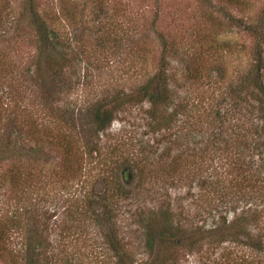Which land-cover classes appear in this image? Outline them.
Masks as SVG:
<instances>
[{"label": "rangeland", "instance_id": "rangeland-1", "mask_svg": "<svg viewBox=\"0 0 264 264\" xmlns=\"http://www.w3.org/2000/svg\"><path fill=\"white\" fill-rule=\"evenodd\" d=\"M60 1L0 0V9L3 7L8 9L7 14L5 13L2 17L7 23H0V30L6 29L7 31H0L2 33L0 37L6 41V45L3 44L6 49L2 48L3 52L7 54L8 62L7 60L4 62L9 63V66L2 65L0 67L2 72H7V74L0 73V78L4 77L0 79V97L6 96L7 93L15 103V106L12 105V101L5 103V105L2 104L1 115L3 118H12L19 111L16 110L18 106V108L32 109L34 111L32 117L38 122L40 119L43 121V125H38L40 128L38 135H44L42 138L45 137V140L39 143V150L30 154L24 161L25 166L19 169L21 173L16 181L10 180L4 169L8 163H11V160H17V158L12 157L11 160H4L0 163V222H6L5 225L11 228L7 242L8 247L6 248L9 252L6 253L5 251L4 254L6 257H12L13 254L17 257L20 256L21 253L18 250L23 247V242L30 236L28 233L32 231L28 226V219L31 214H28L27 211L22 213L21 203L17 200L19 197H16V195H23L35 207L49 206L46 209L47 217L43 219L45 228H40L37 225L39 228L36 230L41 234V237L43 236V244L50 245L53 252H58L59 255L75 253L76 256L74 257L80 264H118L112 250L103 240V231L99 225L94 224V216L90 213L89 217L92 220L88 218V214L84 216L74 214L80 216L75 217L73 214H68L62 206L61 201L69 198V196V202L75 197L80 205L81 201L85 200L86 193H90V188H93V192L100 193L104 189V184L97 183V181H86L88 177L85 172L90 171L92 174L98 172V167L92 163L89 168L84 167L83 171L81 167L80 170L78 169V165L84 157L82 146L86 143H75L77 144L75 147L68 145L70 147L67 149L62 147L65 140L73 144L76 137L71 134V137L67 138L66 134L70 128L64 127L63 120L55 114L57 111L55 107L64 102H74L86 109L95 105L98 98H104L101 101L105 102L107 107H111L109 100L115 98L117 91L120 92L119 94L122 91L127 95H133L139 90L145 76L153 74L156 69L155 65L161 64L158 55L160 40L157 34L165 40L173 38L176 42L178 41L175 48L181 50L180 45L185 46L183 45L185 43L187 46L192 40L196 29L195 24L202 26L204 17L209 16V14L220 16L216 8L223 10L225 15H221L219 18L225 21L226 15L244 17L246 14H258L261 4L257 0L254 8L247 12L238 11L235 7H230L227 2L219 0H74L77 4L75 11L77 15L70 21H65L63 17H59L57 23L54 24L57 27L58 36L62 40L60 50L67 59L57 58L56 60V63H62L57 78L55 77L56 73L52 76L59 93H55L56 100L51 103L45 102L43 99L48 96L46 93L48 88L53 89V86L49 84L51 74H48L46 79H41L42 75L37 70L39 64L38 44L41 34H36L34 28L25 27L16 32L14 30L16 23L14 22L16 19L20 23L22 22V14L19 13L21 5L36 7L39 14L45 12L56 16L60 14ZM107 26H112L114 32L115 29L119 33L123 32V39H120L119 42L118 39H116L117 42L104 40L103 31ZM231 31L224 35L231 41H235L238 46L231 55L223 54V61L230 66L237 65L239 62L246 70L254 50L252 38L236 27H232ZM146 32L150 33L146 34L142 41L137 40ZM139 45L146 48L144 50L146 55L140 59H135L133 54ZM133 48L136 49L133 50ZM147 48H151L152 51ZM40 63L44 64L43 61ZM176 64L177 62L174 61L173 65H166L168 75L170 74L169 84L173 87H176L175 84L183 83L181 72L174 70L175 67H178L175 66ZM213 80L212 78L211 81ZM44 81L45 85H43ZM13 84H16V92H11ZM177 92H183V88H175V91L172 92L173 101L180 97ZM170 105L163 115L166 117L168 112L169 115L174 114L170 116L172 121L169 120L167 126L160 128L154 118L150 116L154 113L151 112V104L145 96L140 97L139 93V96L125 97L119 108L113 110V120L109 127L99 131L95 137H91L92 125H88L87 132L82 131L80 127L77 128L78 133L75 134H78L77 138L79 137L80 140L85 133V138H89L87 148L91 146L89 142L92 138L93 144L99 146L100 150L103 149V151L107 147L109 149V146L116 145L117 141L121 145L124 143L129 147H122L120 153L121 156L127 154L129 161L133 160L134 157L141 156L145 149V152L147 149L154 152L153 158H157L162 149L169 147L175 152L182 150V148L186 149L188 154H185L184 157L186 165L193 166L196 163L202 165L200 173H198L199 169L195 170V173H191L192 178L189 174L191 171L186 170V173L189 174L188 177H183L180 173L178 175L181 177L173 175V178L176 177V179L172 183L170 179H157L147 189L152 196V192H156L152 198L140 197L139 193L146 187L147 183L143 185L142 189L138 188L140 191L133 185H129L128 197L125 200H120L114 206L110 214V226L114 229L121 244L125 242L122 249L127 255L131 254L133 262H137L141 258L142 260L147 259L141 228L144 227L143 223L147 218L148 211L159 206L158 204L165 207L171 201V207L181 211L182 217H180L181 219L178 218V222L183 227L190 217L198 220L199 224L208 225L211 222V211L214 212L215 209L224 207L231 209L235 206L234 213L237 214L243 208L241 201L238 204L235 201L222 202L221 205V199L218 198L220 197L219 192L212 196L211 189L205 183L202 185L198 183L209 172L205 167L211 158L214 161L217 159L223 161V154L218 150L223 149L225 144L217 141V144H221L217 150L218 145L215 144L214 147V145H208L206 142L207 135L205 133L209 130L208 122H211L210 116L214 111L210 112V104L204 101L201 106L196 108L197 110L187 113L190 114L187 117L180 112L173 113L174 103ZM230 105L228 98L223 99L219 105L220 114L222 115L225 108L229 112L231 110ZM202 114H207V117ZM197 115L202 116V119H197ZM246 115L245 111L242 110L229 117L222 116L219 118L222 127L220 136L223 138L227 131L239 124L247 128L248 122L244 119ZM206 120L207 123L204 122ZM197 121L201 122L197 123ZM154 124L157 126L153 129ZM210 124L213 126V123ZM200 129L201 131H199ZM79 130L81 131L80 134ZM215 131L217 134L219 133L218 130ZM63 135L65 139H63ZM17 141L22 147L28 145L27 142L22 143L21 139ZM204 146L207 147V150L202 148ZM198 147L206 150L203 151L201 157L194 154ZM34 158H37L36 162H34ZM122 160L121 158L117 159L108 166L112 167L111 170L114 172L121 170L123 173L127 170L124 163L127 161L122 162ZM181 163L183 164V160ZM244 190L242 189L241 192L244 195L243 200L249 201ZM58 195L61 198L57 201ZM208 210H210V214ZM227 213L228 218H231L232 211ZM80 218L82 222L76 223ZM80 223L83 225L82 228H77L76 225ZM249 251L254 253L252 248ZM180 260L184 264L187 262L189 264L203 263V260L196 258L195 254H189L188 257L185 256L184 260L183 258ZM0 264H6V262L0 260Z\"/></svg>", "mask_w": 264, "mask_h": 264}, {"label": "trees", "instance_id": "trees-1", "mask_svg": "<svg viewBox=\"0 0 264 264\" xmlns=\"http://www.w3.org/2000/svg\"><path fill=\"white\" fill-rule=\"evenodd\" d=\"M24 1L26 2V0ZM219 1L227 2L230 7L233 6L238 11L248 12L254 8L257 0ZM259 1L261 8L258 14H246L244 17L226 15L224 17L225 21L219 18L221 15H225L223 10L216 8L220 16L209 14V16L204 17L202 26L195 24L196 29L192 40L187 46L185 43H183L185 46L180 45L181 50L175 48L178 41L176 42L173 38L165 40L157 34L160 40L158 55L161 64L155 65L156 69L153 74L145 76L139 90L133 95H127L122 91L119 94L120 92L117 91L115 98L109 100L111 107H107L105 102L101 101L104 98H98L95 105H91L86 109L74 102H64L62 105L55 107L57 110L55 114L63 120L64 127L70 128V131L66 134L67 138L71 137V134L76 137L73 144L65 140L62 147L67 149L70 147L68 145L75 147L77 145L75 143H86L82 146L84 157L78 165V169L80 170L81 167L83 171L84 167L89 168L92 163L98 167V172L93 174L90 171L85 172L88 177L86 181H97V183L104 184V189L100 193H95L93 188H90V193H86L84 201L80 200V205L75 197L69 202V196V198L61 201L62 206L70 215L82 214L84 216L88 214L90 220H92L89 217L90 213L94 216L93 222L99 225L103 231V240L112 250L118 264H184L180 258L184 260L185 256L188 257L189 254H195L196 258L202 259V264H264V0ZM76 8L77 4L74 0H67L66 2L61 0L60 14L53 16L45 12L39 14L36 7L26 6L25 4L21 5L19 11L22 14V22L20 23L17 19L14 22L16 23L14 25L16 32L25 27L28 29L34 28L36 34H41L38 44L39 64L37 70L42 75L41 79H46L48 74H51L49 84L53 86L52 90L47 87L46 93L48 96L43 98L45 102H54L56 100L55 95L59 93L52 77L56 73L55 77L57 78L60 73L58 70L62 63H56L57 58L67 59L60 50L62 40H60L56 31L57 27L54 24L57 23L59 17H63L65 21L73 19L77 15L75 13ZM7 10L4 7L0 9V23H7L2 18ZM111 27H105L103 39L112 42H117L116 39H118L119 42L120 39H123L124 33H119L117 29L114 32ZM232 27L247 33L252 38L254 50L251 60L249 59L251 62L246 70L239 62L237 65L230 66L223 61V54L226 56L231 55L232 51L238 46L235 41H231L224 35L226 32H232ZM5 30L0 31L5 32ZM149 33L146 32L142 37H137V40L142 41ZM5 42L0 37V67L2 65L9 66V63L4 62V60L8 62L7 54L3 52L2 48L6 49L3 45ZM140 46L136 47L137 49L133 48V50L136 49L135 53L133 52L135 59H140L143 55H146L144 53L146 48L143 46L140 48ZM147 49L152 51L151 48ZM40 61H43L44 64H41ZM174 61L177 62L175 66H178L174 70L180 71L183 78V83L175 84L176 87L169 84L170 74L168 75L169 72L166 66L173 65ZM208 72L209 74H207ZM0 73L7 74V72H2L1 68ZM212 78L213 81H211ZM45 84L44 81L43 85ZM179 87L183 88V92H177L180 97L178 100L174 99L173 101L172 92ZM12 91L16 92V84L12 85ZM139 93L140 97L145 96L150 102L151 112L154 113L150 116L154 118L160 128L167 126L169 120L172 121L170 116L174 114L169 115L168 112L166 117L163 115L164 111L171 106V103H174L175 106L173 113L180 112L186 117L190 115L187 113L197 110L196 108L201 106L204 101L210 104V112L214 111L212 116L209 115L211 122H208L209 130L205 133L207 135L206 142L208 145H214V147L218 145L217 150L221 146V144H217V141L226 146L224 145L223 149L218 150L223 154V161L220 159L214 161L211 158L205 167L209 172L204 177L200 176L206 181L202 179L198 183L199 185L205 183L211 189L212 196L219 192L220 197L218 198L221 199V205L222 202L235 201L238 204L241 201L243 202V208L236 214L234 213L235 206L229 208L230 210L223 206L222 209L211 211V222L208 225L205 223L204 225L199 224L198 220L190 217L183 227L178 222V218L182 217L181 211L171 207V201L165 207L158 204L159 206L148 211L147 218L143 223L144 227L141 228L147 259L142 260L141 258L139 261L133 262L131 254L127 255L122 249L125 242L121 244L114 229L110 226V214L120 200H125L128 197L129 185H133L136 189H142L143 185L147 183L142 190L145 193L138 189L139 194L140 197L152 198L156 192H152V196L147 189L157 179H170L172 183L176 177H181V175H178L179 173L183 177H188L190 174V178H192L191 173H195V170L198 169V173H200L202 167L199 163L193 166L186 165L184 157L185 154H188L184 148L175 152L166 147L158 153L157 158H153L155 156L154 152L148 149L145 152V149L141 156L134 157L133 160L129 161L127 154L121 156L120 153L122 147H129L124 143L121 145L117 141L116 145L109 146V149L107 147L108 150L103 151V149L100 150L99 146L93 144L92 138L89 142L91 146L87 148L89 138H85V133L82 139L77 138L78 134H75L78 133L77 128L79 129V127L82 131L87 132L88 125H92L93 133L91 137H95L99 131L109 127L113 120V110L119 108L125 97L139 96ZM226 98L230 101L231 110L228 112L225 108L221 115L219 105ZM12 99L7 93L6 96L0 97V163L4 160H11L12 157L17 158V160H11V163H8L4 169L6 176L10 180L16 181L21 173L19 169L25 166L24 161L27 160L30 154L39 150V143L45 140V137L42 138L44 135H38L40 131L38 125H43V121L40 119L38 122L32 117V113L34 114L32 109L28 110L27 107L18 108V106L16 110L19 111L12 118H3V115H1L2 104L5 105V103L12 101V105L15 106ZM52 105L54 106V103ZM242 110L247 114L244 119L248 122V127L244 128L241 124L236 125L230 131H227L222 138L220 136L221 120L219 118L222 116L229 117ZM202 115L207 117V114ZM7 116H9L8 113ZM197 119L201 120L202 116L197 115ZM200 122L197 121V123ZM204 122L207 123V120ZM210 123H213L214 127ZM156 126L154 124L153 129ZM80 130L79 134L81 133ZM215 130H218L219 133L217 134ZM182 134L184 135L183 132ZM18 139H21L22 143L27 142L28 145L22 147L17 141ZM63 139H65V136ZM202 148L207 150L205 146ZM202 148L198 147L194 154L201 157L203 151H206ZM20 158L23 161H20ZM120 158L121 160L123 158L122 162L127 161L124 162L127 170L123 173L121 170L114 172L111 170L112 167L108 166ZM36 160L37 158H34V162ZM182 160L183 164L181 163ZM186 170L191 172L187 174ZM173 175L178 176L173 178ZM169 176H172V178H169ZM242 189H245L249 201L243 200ZM21 196L22 198H20ZM21 196L16 195V197H19L17 200L21 203L22 213L24 214L27 211L28 214H31L28 219V226L32 231L28 233L30 236L23 242V247L18 250L21 253L20 256L17 257L13 254L12 257H6L4 253L5 251L6 253L9 252L6 248L8 247L7 242L9 241L11 228L5 225L6 222H0V260L5 261L6 264H39V262L41 264H80L77 258L74 257L76 256L75 253L59 255L58 252L52 251L50 245L43 244V236L41 237L36 228H39L38 226L45 228L43 219L47 217L46 209L49 206L42 205L43 209L41 205L35 207L30 204L31 201L28 198ZM59 198H61L60 195L56 197L57 201ZM230 211H232V217L228 218L227 212ZM208 213L210 214V210H208ZM43 215L45 216L42 218ZM74 216L80 217L78 215ZM79 222H82L81 218L76 221V223ZM82 226L81 223L76 225L77 228H82ZM250 248L254 249V253L249 251ZM187 264L189 263L187 262Z\"/></svg>", "mask_w": 264, "mask_h": 264}]
</instances>
